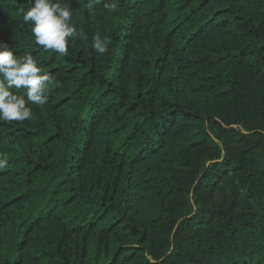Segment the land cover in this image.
Returning a JSON list of instances; mask_svg holds the SVG:
<instances>
[{
    "label": "trees",
    "instance_id": "16d2710c",
    "mask_svg": "<svg viewBox=\"0 0 264 264\" xmlns=\"http://www.w3.org/2000/svg\"><path fill=\"white\" fill-rule=\"evenodd\" d=\"M60 2L68 56L0 0V42L57 82L0 121V264H264V0Z\"/></svg>",
    "mask_w": 264,
    "mask_h": 264
},
{
    "label": "clouds",
    "instance_id": "9594fccd",
    "mask_svg": "<svg viewBox=\"0 0 264 264\" xmlns=\"http://www.w3.org/2000/svg\"><path fill=\"white\" fill-rule=\"evenodd\" d=\"M30 7L20 9L23 24L30 26L35 44L43 51H54L58 56H68L70 41L77 36L84 39L83 32H77L72 25L73 11L60 0H28ZM110 12L116 11V4L106 5ZM88 8H93L89 2ZM92 47L98 54L108 51L107 39L99 33L92 37ZM50 74L43 73L42 67L30 53L14 55L13 47L0 42V121H28L33 117L29 106L46 105L50 88L56 85ZM15 89L16 91H13ZM25 92V95L18 94ZM8 164V154L0 152V168Z\"/></svg>",
    "mask_w": 264,
    "mask_h": 264
}]
</instances>
